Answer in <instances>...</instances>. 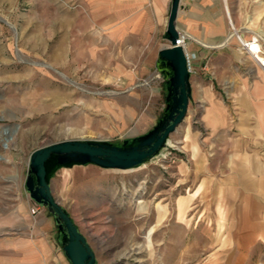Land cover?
<instances>
[{
  "label": "rangeland",
  "instance_id": "1",
  "mask_svg": "<svg viewBox=\"0 0 264 264\" xmlns=\"http://www.w3.org/2000/svg\"><path fill=\"white\" fill-rule=\"evenodd\" d=\"M220 7L231 31L248 42L256 38L264 57V0H221ZM81 8L70 0H0V240L24 234L31 208L24 182L32 151L71 139L118 143L141 136L166 108L157 62L142 66L125 59L122 66L97 67L98 50L89 58L67 46V26L80 20L67 11ZM120 52L124 58L136 55ZM137 53L145 61L146 51ZM240 55L242 80L230 67L224 78L215 76L230 114L231 134L222 138L240 134L238 91L251 85L244 77L257 68L264 74V66ZM67 58L78 65H66ZM203 111L191 103L168 145L139 168L75 165L52 177L54 197L87 238L98 264H264L258 246L237 258L235 211L214 177L225 162V146H219V132L207 128ZM180 199L186 200L182 218ZM41 213L58 231L53 215L45 207ZM55 253L58 264H70L62 245Z\"/></svg>",
  "mask_w": 264,
  "mask_h": 264
},
{
  "label": "crops",
  "instance_id": "2",
  "mask_svg": "<svg viewBox=\"0 0 264 264\" xmlns=\"http://www.w3.org/2000/svg\"><path fill=\"white\" fill-rule=\"evenodd\" d=\"M70 1L79 3L82 8L67 11L75 19H80L76 20V24L72 21V25L67 26L69 31L71 29V38H66L67 46L70 48L71 43V48L80 49L83 56L92 58V50H98L97 67L122 66L125 59L127 64L153 65L158 61L160 49L168 43L165 33L172 0ZM220 1L180 0L176 25L178 31L191 35L188 48L197 55L194 63L196 73L190 78L191 103L195 109L204 108L207 128L219 132V146H225L226 159L217 174L214 176L211 173L213 167L210 164L207 171L217 178V187L235 211L234 239L239 243L237 258L244 259L248 257L244 251L256 246L264 253V74L257 68L252 70L253 76L244 77L243 81H251V85L238 91L243 99L238 127L240 134L226 138L222 135L231 134L228 132L231 129L230 114L216 90L215 76L224 78V71L230 67L234 70L235 79L242 80L238 69L241 53L247 54V58L253 59L258 66L264 64L255 58L258 53L247 47L239 48L234 40L236 33L229 28ZM125 50L135 51L136 55L127 54L124 58L120 51ZM138 51H146L145 61L138 59ZM72 64L78 65L67 58L66 65ZM200 188L201 185L192 194L193 198ZM27 198L32 207L34 202L29 196ZM185 204V199L179 200L180 218L183 217ZM223 227L224 223L220 222L219 231ZM22 229L23 236L0 240V264H58V257L55 256L56 247L61 245L58 231L53 230L46 213H40L36 218L29 214Z\"/></svg>",
  "mask_w": 264,
  "mask_h": 264
},
{
  "label": "water",
  "instance_id": "3",
  "mask_svg": "<svg viewBox=\"0 0 264 264\" xmlns=\"http://www.w3.org/2000/svg\"><path fill=\"white\" fill-rule=\"evenodd\" d=\"M180 0H172L165 40L156 63L163 77L167 95L166 108L148 133L110 143L104 140L71 139L41 146L31 152L24 187L29 198L45 207L54 217L58 241L70 264H98L96 254L65 208L56 200L51 179L62 168L96 165L104 169L131 170L156 157L170 136L185 120L192 101L187 58L176 46L179 37L176 20Z\"/></svg>",
  "mask_w": 264,
  "mask_h": 264
},
{
  "label": "built area",
  "instance_id": "4",
  "mask_svg": "<svg viewBox=\"0 0 264 264\" xmlns=\"http://www.w3.org/2000/svg\"><path fill=\"white\" fill-rule=\"evenodd\" d=\"M234 29V27H233ZM192 41V37L190 34L186 33V32H180L179 31V37L177 39V43H176V46H181L184 51H185V54H186V58H187V65H188V69L192 74H195L196 73V69H195V60L197 58V55L196 53L192 52L189 50L188 46H189V43ZM159 73V72H158ZM160 75V73H159ZM168 145V142L166 144V146ZM42 206L34 203V205L30 208V215L32 217H36L38 216L41 211H42Z\"/></svg>",
  "mask_w": 264,
  "mask_h": 264
},
{
  "label": "bare ground",
  "instance_id": "5",
  "mask_svg": "<svg viewBox=\"0 0 264 264\" xmlns=\"http://www.w3.org/2000/svg\"><path fill=\"white\" fill-rule=\"evenodd\" d=\"M225 4H226V3H225ZM226 14H227L228 18H231V16H230V10L228 9L227 5H226ZM231 23H232V22H231ZM232 27L235 28V26H234L233 23H232ZM235 30H236V29H235ZM236 35H237V37H238L240 43H241L243 46L247 47L248 50H251V51H253V52L258 53V54L256 55L255 58L258 59L262 64H264V58H263L262 56L259 55V53L262 52V49H261V46L257 43V39L255 38L254 41H252V42H248V41H245V40L240 36V34H238L237 32H236Z\"/></svg>",
  "mask_w": 264,
  "mask_h": 264
},
{
  "label": "trees",
  "instance_id": "6",
  "mask_svg": "<svg viewBox=\"0 0 264 264\" xmlns=\"http://www.w3.org/2000/svg\"><path fill=\"white\" fill-rule=\"evenodd\" d=\"M165 87H166V85H165Z\"/></svg>",
  "mask_w": 264,
  "mask_h": 264
}]
</instances>
